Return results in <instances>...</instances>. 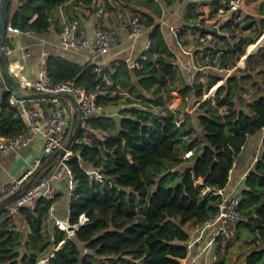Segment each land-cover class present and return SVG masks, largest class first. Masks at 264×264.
<instances>
[{
    "label": "trees",
    "instance_id": "obj_1",
    "mask_svg": "<svg viewBox=\"0 0 264 264\" xmlns=\"http://www.w3.org/2000/svg\"><path fill=\"white\" fill-rule=\"evenodd\" d=\"M16 1L15 7L12 1L9 5L7 25L36 33L53 27L61 31V12L67 20L89 17L99 2ZM126 2L140 6L126 15L141 17L146 24L143 35L150 41L134 58L140 68L117 59L113 72L107 74L111 84H105L96 80L91 61L81 64L51 54L46 63L54 83L74 80L86 92L100 85L107 91L100 95L101 103L121 105L119 115L92 118L86 130L78 121L75 129L74 139L88 133L89 142L76 143L68 160L75 187L69 197L67 222L73 227L83 213L88 220L68 235L57 226L49 212L52 200L45 197L34 209L24 205L13 215L0 211V264H182L189 255L192 229L218 209L220 197H201L202 186L227 187L230 169L248 138L264 132V42L244 58V65H237L248 46L264 35V0L260 16L237 20L232 13L219 29L206 25L204 18L194 21L199 14L196 5L187 4L178 40L185 47L184 36L193 26L199 43L207 44L195 50L201 68L191 82L186 81L188 73L176 55L175 48L181 49L176 37L169 40L170 28L162 27L159 2L111 0L107 10L119 13ZM9 33L6 27L5 47H11ZM208 34L212 38L204 39ZM179 53L184 55L182 50ZM176 90L182 103L170 108L167 94L170 92V101ZM12 94L0 77L2 138L28 133L25 118L15 115ZM66 111L70 119V111ZM68 130L69 125L64 133ZM194 145V154L185 157ZM261 147L246 176L239 204L248 222L239 224L234 232L248 233L252 239L233 261L228 239L220 237L215 264H264V135ZM49 170L40 176L46 177ZM199 177L203 183L197 182ZM60 181H65L68 193L69 175L65 173L56 184Z\"/></svg>",
    "mask_w": 264,
    "mask_h": 264
},
{
    "label": "built area",
    "instance_id": "obj_2",
    "mask_svg": "<svg viewBox=\"0 0 264 264\" xmlns=\"http://www.w3.org/2000/svg\"><path fill=\"white\" fill-rule=\"evenodd\" d=\"M110 1L111 0H99L98 9L96 11V15H98V17H102L107 13L108 4ZM243 3L244 0H229L228 8H224L225 10L220 9L218 14L221 16L225 12L230 14L235 13L237 14V20H240L242 18L241 10L244 6ZM122 24L125 29L126 38L130 41L129 47L132 48L135 45V42L143 35V32L146 29V24L137 14L133 16H123ZM7 29L9 32L17 33L30 31H23L12 26L11 24L7 25ZM170 31L172 35L176 37L177 43L179 44L182 53L189 57L187 61H184L182 54L177 53L176 55L181 65L189 68V71L192 72V77H194V74L198 69L201 68V66L198 64L194 53L184 48L178 40L177 28L170 26ZM210 38H212V36L208 34L204 39ZM60 44L64 48L87 47L96 54L103 55L102 61L95 64L93 71L96 74V80L104 82L105 84H111L107 74L113 72V61L115 60H110V56L108 55L119 44L118 34L115 30L105 28L98 24L93 32V35L89 37L86 36L81 30L80 18L66 20L63 23L60 31ZM148 46L149 43L146 45V47ZM12 51L13 50L11 47H5V53L7 56L10 55ZM142 58H145V56H142ZM208 58L209 57L206 56V59ZM237 65H244V59L238 62ZM129 66L131 68H140L141 64L139 61L133 60L129 62ZM11 67L12 73L16 77L22 92L67 91L70 93L77 101L79 109L78 121L80 122L81 127L85 130L89 129V121L92 118L100 116H112L116 114L108 110V105H105L99 101L100 95H105L107 93L106 90L100 88V85H98L95 90L86 92L84 88L76 85L74 80H68L62 83H54L49 78L46 67L41 68L38 74L33 78H29L23 73V64L19 59L12 60ZM47 100L51 102L53 107L51 115L48 119V127L46 130H43L38 120L37 109L30 106L28 101L16 98L14 96V92L12 94L10 101L12 107L15 109V115L25 118L28 125V133L18 134L10 138H4V140L0 142V153L11 149L18 150L20 148L27 147L33 140L34 135L42 132L44 136L43 156L35 158L31 166L20 177H15L0 186V201L16 192L19 188L23 187L33 176L36 170L44 163L43 157L45 156L48 158L65 143L70 131L72 112H70L69 119L66 111L67 109L62 105L61 101L69 100L62 97H56ZM68 125L69 130L64 133V130L68 127ZM88 135L89 134L86 133L82 138L73 139L69 149H66L65 152L54 162V164L48 168L50 170L46 177H41V173L28 189L14 198L12 201L8 202L0 211H5L7 215H13L14 213H18L19 209L24 205H28L30 209H34L39 199L41 197H45L52 200L49 212L55 218L57 226H59L61 229L67 230L68 235H72L75 229L88 220V216L83 213L80 216L78 224L74 225L73 227H71L67 220L64 221L56 218V207L54 201L58 194L56 182L65 173L69 175L68 197H70L71 192L75 187V180L68 160L73 153L72 147L76 143L89 142ZM196 149L197 146L195 145L188 148L184 156L187 158L191 157ZM234 165L235 162L233 167ZM233 167L230 169V174L233 171ZM197 182L203 183V178L199 177ZM210 194L220 197L218 209L213 216L206 219L196 227L199 228L197 230V236L195 238H191V240L189 239L190 241H188L190 252L199 239L205 237V235H208V237H205V242L202 244L200 252V255H203L204 264H215L217 261V245L218 239L220 237H229L233 235L239 224L248 222V218L239 210V204L242 199V191L228 192L226 187L215 188L208 184L203 185L200 191L201 197L204 198ZM193 261L194 259L192 261L185 260L184 264H193Z\"/></svg>",
    "mask_w": 264,
    "mask_h": 264
},
{
    "label": "crops",
    "instance_id": "obj_3",
    "mask_svg": "<svg viewBox=\"0 0 264 264\" xmlns=\"http://www.w3.org/2000/svg\"><path fill=\"white\" fill-rule=\"evenodd\" d=\"M99 1V0H98ZM163 10V16L161 17L162 27L174 26L178 30V23L183 20L182 8L180 7L181 2H177L176 4L168 5L166 0H157ZM195 1V0H191ZM215 1V2H214ZM216 3V0H212L211 3ZM14 7L17 4L16 0H12ZM99 3V2H98ZM192 3V2H190ZM189 4V3H188ZM137 4L132 2H126L123 7V11L119 13L114 10H108L107 13L98 17L96 12L91 14V16L86 17L83 15H79L81 23V30L86 36L91 37L93 32L98 24L102 25L105 28L113 29L117 32L119 38V44L116 46L108 56H110V60L117 59H125L126 61H133L136 54L146 47V45L150 42L148 40V35L144 34L135 42V45L130 48V41L126 38L125 29L121 22V16L130 14L131 8H138ZM197 7V6H196ZM217 8V5L215 6ZM214 7V8H215ZM143 8V7H142ZM225 8L223 5H220L218 9ZM121 9V8H120ZM144 9V8H143ZM210 12L207 20L210 18L219 16L218 10ZM201 12H203V9ZM89 13V12H87ZM60 22L63 23L67 20V16L61 12L60 13ZM224 15V14H222ZM221 15V16H222ZM220 28V27H219ZM218 29V28H217ZM10 42L12 53L9 55L10 63L14 59H19L23 64V73L29 77H35L41 68L46 67L47 58L49 55H58L62 56L66 59L74 60L80 62L81 64H85L88 61L96 64L102 61L103 55H98L95 52L91 51L89 48H64L60 44V31L56 28H51L49 32L46 33H36L34 31L29 32H10ZM171 36L168 37L171 40ZM174 37V36H173ZM28 53V55H27ZM182 68L186 71H189V68L182 65ZM192 74V72L189 71ZM190 80H188L189 82ZM215 90L211 91L209 94L213 93ZM179 102L171 106L170 103L167 104L170 108H175L182 102V97L179 95ZM68 102L67 108L70 112H72L73 105L71 101L65 100ZM28 104L38 111V120L43 130H46L48 127V119L51 115L52 107L50 101L47 99H36L30 100ZM110 112H114L115 116L119 115L118 111H114L110 106L107 107ZM193 109H189L188 113L190 114ZM264 132L256 135H251L242 151L235 162L233 167V171L230 174V180L226 187L228 192L231 191H242L245 188V180L249 170L254 165L257 160L259 154L262 151V137ZM262 136V137H261ZM44 136L42 132H39L34 135L31 143L24 148H20L18 150H7L3 153H0V186L6 183L7 181L20 177L33 163L35 158L39 156H43V142ZM4 138L0 137V142H2ZM66 183L65 181H60L56 184V188L58 191L57 199L55 201V213H60L61 217L56 216V218L60 220H67L68 214V203L69 197L66 191ZM199 228H196L192 232V238H195L198 234ZM208 237V235H205ZM205 237L199 239L197 243L193 246L186 261H194L193 264H204L203 255L201 253L202 244L205 242Z\"/></svg>",
    "mask_w": 264,
    "mask_h": 264
},
{
    "label": "rangeland",
    "instance_id": "obj_4",
    "mask_svg": "<svg viewBox=\"0 0 264 264\" xmlns=\"http://www.w3.org/2000/svg\"><path fill=\"white\" fill-rule=\"evenodd\" d=\"M166 1L168 3V0H166ZM211 1L212 0H195V1L181 0L180 1L181 2V4H180L181 6L180 7L182 8V14H183L184 18L186 16V6H187L188 3L192 2V3H194L197 6L196 10H197V13H199L198 16H197L198 18H194V21L201 22V19L204 18L205 19L204 22H205L206 25H213V26H215L216 28L219 29V27H221V25H223V23L231 16V14L225 12V13H223L224 15L210 18L209 21L207 20L205 15H207V17H208L210 12L212 13L214 11V9L216 8L215 7L216 5H217V7H219L220 5H223V7H225V5H228V3L226 4L227 0H216V3H214V4H212ZM261 1L262 0H244V3H243L244 6H243V8L241 10L242 17L244 18L247 15H250V16L254 15L256 17L260 16V10L259 9H260V5H261ZM172 3H168V5H171ZM200 9H203V12H201L202 10H200ZM222 9L225 10L224 8H222ZM180 26H181V21L178 23V27H180ZM250 32L251 31H243V33H245V34H249ZM198 37H199L198 36V31L196 29H194L193 26H190V28L187 30V33L184 36L185 47L184 46L183 47L186 48L187 50L191 51L192 53L196 54L195 50L197 49V47H204V46L207 45L206 43H204V44L199 43ZM235 38L236 37H234L233 39H235ZM252 49H253V46L251 44V45L248 46L247 52L252 50ZM175 50L179 53V51L181 49L175 48ZM199 55H200V53H198V56ZM244 57H245V55L241 58V60L244 59ZM182 58L184 60H186L187 59V55H185V54L182 55ZM199 60H200V57H199ZM187 73L188 74H186V77H185L186 81L188 82V80H190L189 82H191L193 80L192 74L191 73L189 74V72H187ZM202 73H204V71H202ZM201 79L205 80L206 78L202 77ZM221 81H223V80H221ZM169 94H170V92L167 94V104L170 103L171 106L176 105L177 103H175V98L178 97V99H180L179 98V95H180L179 91L178 90L173 91L172 98H171L170 101H169ZM246 98L248 99L249 97H246ZM61 103H62V105L65 108H67V106L69 105L68 102H65V100H62ZM108 106H110L111 109L114 110V111H119V108L121 107V105H117V104H114V105L110 104ZM195 229L196 228L192 229V231H191L190 240L192 238V232ZM222 237L225 238V239H228V242H229V253H230L229 255H230L231 260H233V261H235V259L239 255L240 249L243 248V247L245 248L249 244L250 239H252V235H250L248 233H244V232H240L239 234L235 233V234H233V235H231L229 237H224V236H222ZM185 260L186 259L182 260V264L185 263Z\"/></svg>",
    "mask_w": 264,
    "mask_h": 264
},
{
    "label": "water",
    "instance_id": "obj_5",
    "mask_svg": "<svg viewBox=\"0 0 264 264\" xmlns=\"http://www.w3.org/2000/svg\"><path fill=\"white\" fill-rule=\"evenodd\" d=\"M12 0H1L0 1V77L2 81L6 84V86L14 92V96L18 99H23L26 101L30 100H36V99H52L56 97H62L64 99H68L71 101L73 105V111H72V117H71V126L69 134L65 140V143L62 147H60L57 151H55L52 155H50L46 161L36 170V172L33 174V176L27 181V183L19 188L16 192L13 194L3 198L0 201V210L10 201H12L14 198H16L18 195L22 194L26 189H28L34 180L46 169L50 168L54 162L65 152L66 149H69L72 140L74 139L75 129L78 123L79 118V109L78 104L75 98L68 93L67 91H51V92H22L18 81L16 77L12 73V67L11 63L7 59V55L5 53V36H6V27H7V15H8V9L9 5ZM213 29V27H211ZM264 42V36L261 37L253 47L252 50L248 51L245 55L247 57L251 52H253L259 45H261ZM244 57V58H245ZM221 83V81L213 87V90L217 88V86ZM210 91V92H211Z\"/></svg>",
    "mask_w": 264,
    "mask_h": 264
},
{
    "label": "bare ground",
    "instance_id": "obj_6",
    "mask_svg": "<svg viewBox=\"0 0 264 264\" xmlns=\"http://www.w3.org/2000/svg\"><path fill=\"white\" fill-rule=\"evenodd\" d=\"M263 37V36H262ZM252 46L254 47L255 46V43L254 44H252ZM80 96V95H79Z\"/></svg>",
    "mask_w": 264,
    "mask_h": 264
}]
</instances>
